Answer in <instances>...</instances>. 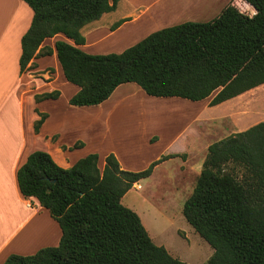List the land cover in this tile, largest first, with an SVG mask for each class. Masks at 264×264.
I'll return each instance as SVG.
<instances>
[{"label":"trees","instance_id":"trees-1","mask_svg":"<svg viewBox=\"0 0 264 264\" xmlns=\"http://www.w3.org/2000/svg\"><path fill=\"white\" fill-rule=\"evenodd\" d=\"M24 1L33 17L21 38L20 73L55 50L65 79L79 87L69 99L74 106L99 105L127 82L155 97H211V106L264 84V0H245L256 9L252 16L228 4L211 20L161 28L122 52L106 54L81 47L86 43L83 27L114 11L119 0ZM57 34L73 43L45 44ZM59 95L56 89L35 98ZM38 113L36 133L48 116ZM177 155H161L134 171L123 168L114 152L105 156L103 166L99 155L90 153L69 167L45 150L31 152L17 170L19 189L49 210L62 236L56 246L12 253L3 264H190L157 244L140 215L122 202L135 183ZM182 212L214 249L203 264H264V119L208 146Z\"/></svg>","mask_w":264,"mask_h":264},{"label":"rangeland","instance_id":"rangeland-1","mask_svg":"<svg viewBox=\"0 0 264 264\" xmlns=\"http://www.w3.org/2000/svg\"><path fill=\"white\" fill-rule=\"evenodd\" d=\"M223 2L119 0L114 11L83 27L86 43L82 48L92 54L122 52L158 29L194 17L209 20L224 8ZM121 19L127 21L111 31ZM58 39L73 43L59 34L45 44L53 47ZM45 57V69H36L35 62V67L25 74L62 92L57 104L47 105L55 121L65 122L60 124L63 132L52 136L49 145L58 161L68 166L87 154L97 153L103 166L105 156L114 152L123 168L138 171L161 155L178 154L157 165L150 177L135 183L122 202L140 215L153 240L174 257L190 264L207 262L214 249L186 220L183 204L196 184L208 146L236 132L244 120L248 119V126L264 118V84L211 106V97L200 101L155 97L138 84L127 82L99 105L72 107L69 99L76 85L65 79L56 55ZM75 143L77 147L71 149ZM238 173L243 175L241 169ZM31 230L29 253L56 246H41L42 241L36 240L41 234L40 224H33Z\"/></svg>","mask_w":264,"mask_h":264},{"label":"crops","instance_id":"crops-1","mask_svg":"<svg viewBox=\"0 0 264 264\" xmlns=\"http://www.w3.org/2000/svg\"><path fill=\"white\" fill-rule=\"evenodd\" d=\"M223 1L224 7L233 4L250 16L256 13L254 6L245 0ZM220 11L209 20L216 17ZM32 17L33 10L26 1L0 0V264H3L12 253L24 255L34 253H29V231L33 224L41 225V234L36 238V240L42 241L41 246L58 245L62 236V230L49 210L41 206L37 199L26 198L21 193L17 181L18 168L26 161L31 152L45 150V148L53 159L63 167H69L75 162L64 166L58 161L55 152L49 148L52 136L63 132L60 124L65 122L55 121L47 105L57 104L62 93L61 90L55 86L49 87L47 82H40L30 74L20 73L21 38L28 30ZM190 20L208 21L204 17H194ZM114 30L111 29V31ZM53 38L55 36L50 39ZM53 54L56 55L55 50ZM45 58L42 56L35 59L36 69H45L47 65L43 63ZM56 89L60 91V95L56 99L37 101L35 98L36 94ZM78 89L79 87L76 86L74 93ZM37 110L48 114L38 133L34 130L35 121L39 118ZM247 122H249L248 119L239 124L241 126L236 132L247 129L259 121L246 126ZM242 125L245 126L242 127ZM32 231L31 233H33Z\"/></svg>","mask_w":264,"mask_h":264}]
</instances>
